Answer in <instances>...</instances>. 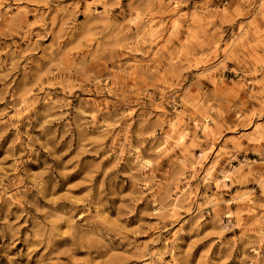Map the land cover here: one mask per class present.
Wrapping results in <instances>:
<instances>
[{"label":"rangeland","instance_id":"obj_1","mask_svg":"<svg viewBox=\"0 0 264 264\" xmlns=\"http://www.w3.org/2000/svg\"><path fill=\"white\" fill-rule=\"evenodd\" d=\"M12 2L15 6L10 10L0 9V96H4L0 112L6 113L2 117L6 123H0V176H8L5 183L13 178L19 181L17 196L23 208L8 198L0 200V264H143L138 251L129 249L127 243L121 246L119 241L108 245L110 250L106 255H98L96 250L85 246L90 241H74L73 230H81L79 222L73 225L71 219L63 221L64 214L77 207L75 200H83L90 190L93 197L98 196L102 183L108 193L106 216L117 231L136 232L137 248L147 245L160 228V218L141 215L155 211L150 203L153 194L139 197L134 181L122 174L131 171L126 162L105 177L116 163L114 150L120 140L122 124L117 126L115 137H104L96 128L84 136L75 130L65 135V122H53L46 125L44 131L40 130L48 119L49 100L55 104L65 95L62 89L49 86L56 83L54 78L61 81L65 76L71 78L74 71L76 78L72 82L80 83L81 88L88 83V74L92 72L104 78L101 87L110 91L101 92L99 87L93 86L89 91L70 92L67 95L72 108L81 98L100 104L102 96H107V101L100 104L101 116L98 117L103 123L105 113H112L114 117L122 112L125 103L135 105L130 131L136 139L139 118L143 115L141 109L150 105V111L157 116L170 113L172 109L165 106V98L179 85L184 98L178 103L190 110L178 108L177 119L181 126L189 116L193 120L192 127H198L201 120L205 122L206 128L197 132V138L212 141L210 163L223 164L238 147L240 159L246 156L247 161L254 162L243 175L247 187L256 190L249 197L252 204L244 210L236 204L230 205L231 210L245 218L242 228L220 238L209 235L215 231L212 216L206 217L207 222L195 229V221L185 214L175 228L164 233L165 238H171L184 220L189 221L184 224V233L174 241L175 255L181 264H252L255 254L244 241L239 240L234 246L230 242L239 237L242 230L249 232L264 226V207H260L264 205L260 189L264 183V139H261L264 138V128H261L264 124V21L249 20L245 28L241 21L248 14L235 0H175L172 5H168L167 0H142L143 12L140 7L136 11L141 16L149 13L145 18L150 23L145 31L151 43H138L133 49L125 47L130 41L124 37L143 23L132 15L133 7L140 0H119V7L113 6L114 0ZM144 36L145 33L140 32L135 39L139 41ZM101 43L112 44L111 51L104 53L108 58L102 56L91 65L77 67L76 61L85 53L98 50ZM144 48L148 49L147 53ZM224 61V67L243 68V72L240 75L230 71H223L222 75L205 73L211 65ZM194 74H199L196 82L189 84ZM40 88L43 91L37 96ZM145 90L152 93L151 97L145 96ZM209 93L218 101L210 100ZM67 111L75 115L71 108ZM165 128L175 131L171 124ZM245 132L257 143L249 144L243 139L240 133ZM29 136L40 141L36 145L40 163L28 162V154L20 144H16L15 152L10 148L17 138L27 143ZM94 140L99 142L93 143ZM185 143L190 147L196 139ZM192 150L199 154L198 148ZM170 155L172 158L166 157L153 173L161 184L168 182L169 173L177 167V158L184 153ZM210 163H205L204 168ZM45 164L50 168L45 169ZM33 184L36 187H29ZM185 186L177 182L176 190L183 191ZM203 191L198 189L191 195L198 198ZM217 191L220 189L214 187L212 195ZM242 191L240 185H233L224 189L223 198L230 200ZM133 199H137L135 214L127 220L118 217L119 206L130 207ZM53 200L55 203L50 202ZM22 212L26 215L20 218ZM49 214L63 221L60 238L47 251L36 249L35 242L26 237L32 234L37 222L45 221ZM155 247L167 251L163 244ZM261 251L264 255V250ZM171 258L165 257L166 260Z\"/></svg>","mask_w":264,"mask_h":264},{"label":"clouds","instance_id":"obj_2","mask_svg":"<svg viewBox=\"0 0 264 264\" xmlns=\"http://www.w3.org/2000/svg\"><path fill=\"white\" fill-rule=\"evenodd\" d=\"M168 5L175 3V0H167ZM235 3L244 9L248 14L247 18L241 23L248 27L249 20L264 21V0H235ZM7 5V7H5ZM142 0L140 3L136 4L132 9V15L136 20H142L143 23L139 24L136 29L131 30V35L125 36L124 39L130 41V44H126L125 47L136 48L137 44L144 45L145 42L151 43V40L147 39L148 33L145 31L149 19L145 17L149 16V13H144L141 16L137 13L136 8L140 7L141 12ZM12 0H0V9L4 11L10 10L14 7ZM114 7H119V0H114ZM123 11V10H122ZM239 27V25H237ZM128 26H125L127 30ZM140 32H144V38L137 41L136 36ZM243 33H241L242 35ZM112 49V44L105 45L101 43V47L98 50L85 53L81 58L76 61L77 67L82 65H91L94 61H98L103 56L104 59L108 57L104 55L106 52H110ZM148 49L144 48V53H147ZM143 54V53H142ZM148 59H151L149 56ZM224 62L211 65L210 68L205 69V73H220L222 75L223 71H230L236 75H240L243 72V68H233L228 69L224 67ZM245 75L247 73H244ZM199 74H194L193 78L188 81L189 84L196 82V76ZM75 71L71 78L65 76L63 81L56 79L54 85L49 87H56L62 89L65 93L62 100L57 101L55 104L49 100L50 108L46 113L48 119L44 121V125L41 126V131H44L46 125L52 124L53 122H65V135H70L73 130L80 133L82 136L86 135L87 132L96 128L102 131L104 137L108 135L116 136V130L118 125H123L120 129L119 135L120 140L115 145V158L116 163L112 165L111 168L105 173L107 177L109 172L119 167L121 163H127L131 171L122 173L127 175L130 179L134 181L135 188L138 190L139 197H143L146 194H153V199L150 201L155 211L153 212H142V216H154L161 220L160 228L157 233L148 241L147 245L141 244L137 248V242L135 240L136 232L133 230H128L130 234H124L116 230L110 218L106 216L107 201L105 197L108 193L104 191L103 183L101 184V190L98 196L93 197L91 190L89 194L83 200H75L74 207L70 213L66 212L63 216V221L71 219L73 225H77L79 222L80 231L76 229L73 230L74 241L87 240L90 241L89 244H85L86 247L94 249L97 251L98 255H106L107 251L110 250L108 245L119 241L121 246L127 243V247L133 251H138L140 259L143 264H181L179 257L175 255L174 251V241L179 235L184 233V224L189 221L184 220L183 224H180L179 228L172 233L171 238H165L164 233L168 232L171 228H175L176 223H178L183 215H188L192 220L195 221V229H199L200 226L207 222L206 217L212 216L211 223L214 225L215 231L210 232L209 235H216L217 237L223 238L227 233L234 232L238 228H242L244 223V217L241 213L231 210L230 205L236 204L241 210L246 209L252 200L255 193V189L248 188L245 180L243 178L244 172L248 169L249 164L254 162L247 161L246 156L244 159L239 158V152L241 149L239 147L236 151L229 155V158L223 163H210V158L213 154L212 141L209 139H199L197 138V132H203L206 128L205 122L200 121L198 127H192L193 120L189 116L187 122L181 126V121L177 119L176 110L185 109L184 104L178 103V100L184 98L183 93L180 91V86L176 85L175 90L168 92L165 98V106L170 107L172 111L167 114H161L157 116L155 113L150 111V105H145L141 110L143 115L140 119V130L135 134L138 139L134 138V134L130 131V125L132 123L131 117L135 115L136 107L135 105L125 103L122 112L116 114L114 117L112 113L104 114L103 123L98 119L101 116V106L107 101V96H102L100 104H97L91 99H79L77 106L72 108L71 101L68 97V93L73 92L77 89L81 91H89L93 86L99 87L101 92L110 91L106 87H101V80L103 77H97L94 73L90 72L88 74V83L81 88L80 83L72 82L75 80ZM149 78H152L149 72ZM173 87V86H170ZM39 91H43L40 88L37 91V96H39ZM7 92H5V96ZM48 95V93H45ZM152 93L145 90V96L151 97ZM210 100L214 103L218 101V98L209 93ZM34 100L36 97L33 98ZM4 101V96H0V103ZM207 102L205 101V104ZM198 106V105H197ZM72 109L75 115H72L68 109ZM212 111V109H209ZM57 114H53V113ZM6 113L0 112V123H6L2 117ZM109 118L111 122L109 123ZM171 124V129H166L165 125ZM13 127L17 125L13 124ZM264 128V124L261 125ZM191 133V136L189 135ZM2 135V134H0ZM243 139H247L249 144H256L257 141L248 136V134L240 133ZM54 138V137H50ZM196 139V143L192 144L190 147L186 144V141ZM264 139V138H261ZM99 141H93L97 143ZM16 144H20L21 149L28 154V162L40 163V153L36 150V145L40 144L38 139H33L29 136L27 138V143L22 142L19 138L15 141L10 148L15 152ZM46 147V145H41ZM188 149L185 151V149ZM199 149V154L197 155L192 149ZM183 152L182 157H178L176 160L177 167L173 172L169 173V179L167 183L161 184L160 179L155 177L153 173L157 170V165H159L166 157L171 159L173 153ZM17 160L20 159L19 156L16 157ZM234 162H236L234 166ZM205 163H210V166L204 168ZM50 168V165L45 164V169ZM16 171L14 166L12 172ZM43 175V174H42ZM8 180V176H0V200L8 198L13 200L14 203H20L23 208V203H21V198L17 196V192L20 191L18 188L19 181L13 178L9 183H5ZM195 181V183H193ZM177 182L186 185L183 191L176 190ZM91 183V180H89ZM233 185H240L244 191L239 195L233 197L230 200H225L223 197L225 195L224 189H230ZM42 186V178H41ZM29 187H36V185H30ZM218 188L215 195H212L213 188ZM11 189H16V191H11ZM198 189H203V192L199 193V197L193 196L191 194L197 193ZM261 196H264V183L260 185ZM27 191V189H23ZM41 195L44 193L38 189ZM138 199V198H137ZM137 199H133L131 206L121 204L117 212V216H122L123 219L127 220L132 215L135 214V207ZM55 203V201H50ZM260 207H264L261 205ZM125 209H127L125 211ZM220 209H223L220 211ZM259 210V209H258ZM215 213V214H213ZM26 213H21L20 218ZM72 217H75L72 219ZM60 217L53 218L51 214L46 216L45 221H38L36 226L33 228V232L26 239L34 241L33 247L36 249L51 248L56 239L60 238V228L62 222ZM164 221H169L170 223H163ZM239 240H243L248 249L255 254V259L252 264H264V255L262 251L264 250V226L258 230H250L249 232H241V235L235 238L230 243L234 246ZM163 244L167 251L155 247L156 245ZM172 257L170 260H166L165 257Z\"/></svg>","mask_w":264,"mask_h":264}]
</instances>
